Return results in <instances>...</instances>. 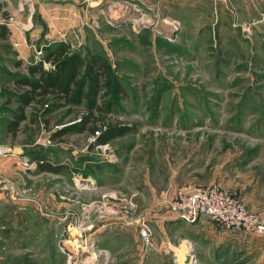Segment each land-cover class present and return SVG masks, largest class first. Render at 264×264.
I'll return each mask as SVG.
<instances>
[{
    "label": "rangeland",
    "instance_id": "rangeland-1",
    "mask_svg": "<svg viewBox=\"0 0 264 264\" xmlns=\"http://www.w3.org/2000/svg\"><path fill=\"white\" fill-rule=\"evenodd\" d=\"M42 1L47 9H40L34 35L43 40L52 29L57 38L60 30L71 50L105 54L125 91L104 116L134 129L90 149L85 133L52 141L48 132L58 126L60 109L50 113L48 130L26 120L16 136L4 138L29 139L12 150L19 158L45 149L50 162L69 169L28 172L18 162L13 175L0 170V264H174L172 257L176 264H264L263 238H218L204 218L193 226L196 220L175 219L167 231L153 225L146 247L127 216L153 210L172 182L220 179L231 186L223 188L245 194L249 209L264 213V0ZM123 1L128 7L111 19L107 11L84 12ZM150 17L154 25L145 21ZM217 18L222 23L215 26ZM12 41H0L1 48ZM73 172L79 182L91 181L90 188L75 186ZM6 180L29 186V197L14 188L10 194ZM154 184L156 196L149 193ZM73 221L83 230L72 229Z\"/></svg>",
    "mask_w": 264,
    "mask_h": 264
},
{
    "label": "trees",
    "instance_id": "trees-1",
    "mask_svg": "<svg viewBox=\"0 0 264 264\" xmlns=\"http://www.w3.org/2000/svg\"><path fill=\"white\" fill-rule=\"evenodd\" d=\"M0 14H7L1 1ZM5 33L7 26L0 23V36ZM42 52L43 59L50 63L48 67H43L40 61L27 62L24 73H13L12 95L16 104L8 128L14 129L26 117L25 108L32 105L28 121L41 124L47 130L50 113L62 109L55 120L58 126L48 132L52 141L69 133H85L92 136L88 144L90 149L134 129V123L110 120L104 116L125 91L121 76L105 54L94 50L83 55L79 50H71L67 41L59 39L46 43ZM70 115L73 116L64 119ZM28 155L34 160L37 170L59 173L69 169L63 162H50L45 149L33 150ZM87 158L92 163V158L83 155L79 160ZM93 163L97 165V162ZM91 172L81 173L87 176Z\"/></svg>",
    "mask_w": 264,
    "mask_h": 264
},
{
    "label": "built area",
    "instance_id": "built-area-1",
    "mask_svg": "<svg viewBox=\"0 0 264 264\" xmlns=\"http://www.w3.org/2000/svg\"><path fill=\"white\" fill-rule=\"evenodd\" d=\"M40 0H15L14 10L7 13L6 16L0 17V23L14 24L20 33L19 40H13V46L20 44L24 45L30 51V58L27 62L40 61L43 67H48L50 63L43 59V46L49 42V40H38L34 34L26 33L32 28L31 16L34 12V3ZM88 1V0H86ZM115 3V2H114ZM107 4L104 7H99L96 10L85 9V15L88 13L91 17L96 13H104L107 11V18L117 17L123 13L128 7L123 2H118L115 5ZM23 17V20L20 18ZM140 17L133 18V21L139 20ZM145 21L154 25L156 22L154 18H147ZM178 22L176 21V24ZM57 39H63V32L57 30ZM92 137V136H91ZM92 139V138H91ZM48 141V138H46ZM104 143L95 144V146L105 145ZM12 153L10 145L0 141V155H7ZM17 162L21 163L24 168H33L34 160L28 157H21ZM73 180L75 186L79 185L82 188H90L92 182L88 181L87 178L83 182H79L76 178V172H73ZM12 181L6 180L3 183L10 194L13 188L19 193L22 198H28L31 188L29 186L15 187ZM8 186V187H7ZM60 197L61 195L58 194ZM43 204L44 200L40 199ZM46 202V200H45ZM157 206H160L165 212L164 215L171 219L185 220L193 222L200 216H206L212 220L215 224L224 229L227 233H254L260 236H264V213L256 212L249 209L246 204L241 200L240 196L234 189H226L220 186L217 182H210L207 184H185L177 187L176 189L169 188L166 190L164 195L157 202ZM153 210L148 212L133 213V210L127 212L129 218L128 224L135 227L137 235L142 245L151 246V227H150V216ZM68 223L70 219L68 217ZM74 222V221H73ZM72 229L83 230L82 226L76 221L73 224ZM92 222H87L83 227L89 228ZM84 228V229H85ZM71 229V227H70ZM62 231V230H61ZM61 238V237H60ZM64 239L66 237H63ZM166 244H169L168 240H165ZM188 250V254L192 255L190 245L187 241L184 242ZM174 264L178 263L176 257H172Z\"/></svg>",
    "mask_w": 264,
    "mask_h": 264
},
{
    "label": "crops",
    "instance_id": "crops-1",
    "mask_svg": "<svg viewBox=\"0 0 264 264\" xmlns=\"http://www.w3.org/2000/svg\"><path fill=\"white\" fill-rule=\"evenodd\" d=\"M3 4V9L9 13L11 11L14 10V5H15V0H0ZM43 1H37L34 3V5L36 4L37 10L34 14L35 18V22L34 25L32 26V28L29 31H26V33H30V34H38V29L37 25L38 24V19L37 16L39 14V17L41 16L40 14V9L45 10L47 9L44 6V3H42ZM217 4H219L217 2ZM216 6V5H215ZM219 9L221 7V5H218ZM35 9V8H34ZM3 15L0 14V17H2ZM24 18L21 17L20 20H23ZM41 19V18H40ZM218 19V18H217ZM213 21V24L215 23V26L220 25L222 22L220 21V19ZM218 23V25H217ZM7 26V33H5L4 36H0V41L7 39V40H19L20 39V33L18 31V29L16 28V26L14 24H6ZM218 28V27H217ZM220 31V29H219ZM220 34V33H219ZM44 37L43 40H55L57 38H54L55 36H53V31L52 29H49L48 31H44ZM39 40V39H38ZM41 40V38H40ZM12 45V44H11ZM10 47V46H9ZM27 57L29 59V51L27 50V48L20 44L18 46H12L9 49L6 48H1L0 46V97H3L2 100H0V140L5 143L10 145V147L12 148V150H16V149H21L27 145L30 144L29 139L24 138V140H20L18 142H15L13 140H9L6 141V139H4L6 136L9 138H13L14 136H16L17 131L19 129V126H21V123L23 121H28V114L25 112L26 117L21 119L17 126L14 129L8 128V122L10 123V121L13 119V113H14V108H15V99L12 95L13 93V86H12V76L14 72H25V64L27 63ZM25 61V62H24ZM23 62V63H22ZM18 64V65H17ZM19 66L21 67L19 69ZM10 103H13V106L11 107ZM10 105V106H9ZM22 130V129H21ZM8 140V139H7ZM18 155L17 154H13V152L11 154H7V155H0V170L2 173L10 176L13 175L14 173V168H17V159H18ZM13 162L16 164L13 165ZM59 163H61V161H59ZM33 169V170H32ZM30 172L31 171H37L38 173H49L51 175H57L58 173L55 172H50L47 170H37L35 168V164H34V168L28 169ZM16 172V171H15ZM60 173V172H59ZM5 176V175H3ZM27 173L23 176L24 179L26 180V182H29V179L27 178ZM16 182V181H14ZM213 182V181H211ZM217 182L220 186L225 187L227 185H225L224 182L221 181V179L219 181H214ZM210 183V182H207ZM207 183H196V184H207ZM3 185V184H2ZM183 185V183H182ZM181 184H176V183H170V188L171 189H176L179 186H182ZM1 187V186H0ZM227 187H231V186H227ZM159 186L158 184H154L152 186L149 187V193L152 196H156L157 192H159ZM47 191H45L44 193H46ZM163 194V193H162ZM161 194V195H162ZM161 195H157L156 196V201L161 198ZM245 194L242 196L241 195V199L246 202L247 199L244 197ZM47 199V197H45V200ZM155 201V203H156ZM247 203V202H246ZM164 210L160 207L157 206V204L153 207V211L151 213V218H150V227L152 228L153 225H158V226H165V230L167 231L169 227V224L175 223V219H171L168 217H165L164 215ZM204 218L206 219V222L208 223V227L210 228V232H212L214 235L215 233H218L216 235H218L217 237H232V236H247L246 241L249 240L248 243L250 242H254L252 240V238L254 237H259V239L263 238L264 240V236H260L254 233H235V234H229L227 233L224 229H222L220 226H217L212 220H210L209 218H207L206 216H200L195 222H193L192 226L195 225L196 223L199 224V221H202L201 219ZM179 221V219H177ZM181 222V221H180ZM165 224V225H164ZM164 240H168L171 243V240L169 239V237L164 236ZM264 242V241H263Z\"/></svg>",
    "mask_w": 264,
    "mask_h": 264
}]
</instances>
